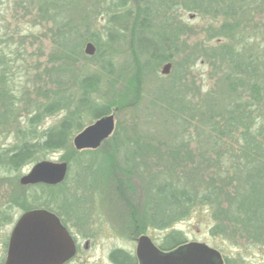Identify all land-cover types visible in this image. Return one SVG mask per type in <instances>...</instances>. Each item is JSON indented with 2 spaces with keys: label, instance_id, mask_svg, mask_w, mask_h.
Here are the masks:
<instances>
[{
  "label": "trees",
  "instance_id": "1",
  "mask_svg": "<svg viewBox=\"0 0 264 264\" xmlns=\"http://www.w3.org/2000/svg\"><path fill=\"white\" fill-rule=\"evenodd\" d=\"M13 1L23 14L38 20L31 26L47 31L44 34L48 41L45 48L49 54L47 63L52 75L59 76L55 78L56 83L52 79L59 90L46 95L41 86L34 84L32 89L35 92L39 90L36 96L45 99L31 102L32 107L23 110L29 113L27 119H18L21 99L13 88L12 73L18 67L27 70L31 62L23 58L22 53L27 50L23 41L38 37L32 32L27 35L20 29L22 18H14L11 22L12 27L14 25L12 33L10 19L0 20V131L4 124L10 123V131L15 134V143L9 149L0 150L1 166L7 165L10 170L18 171L42 160L49 153L67 151L72 155L70 162L84 167V171L90 170L94 174L92 177L98 173L100 183L94 192L98 197L113 193L112 181H116V189L139 176L146 182L147 208L136 224V236L146 233L149 228L168 229L196 209L205 207L216 222L223 220L217 227L219 234L234 237L239 233L250 235L255 242L260 241L258 236L264 235V50L260 46L252 48L250 37H244L252 23L251 7L260 0H159L157 4L153 0H136L137 16L131 8H127L130 0H113L108 25L114 32L108 35V45L114 43L119 33L126 39L127 33L132 41L133 53L144 60L141 69L146 73L153 68L150 67L152 63L158 66L172 62L176 66L174 58L179 53L180 30L172 29V25L181 12L205 16L223 12L226 18L221 30L212 38L213 42L223 44L216 51V56L211 57L218 58L226 66L222 74L221 85L224 87L221 98L201 100L204 104L199 106L186 105L183 113L186 122L188 115L192 119L186 127L190 125L189 129L195 131V134L190 133L185 138H190V144L199 143L201 148L195 151L184 142L186 148H183V153L174 145L163 157L155 152L154 146L141 144L154 152L149 158L137 142L125 140L123 132L117 128L111 139L114 149L118 152L128 150L127 156L119 163V177L110 171L104 159L94 156L96 150L77 151L73 145V138L84 128L80 122L84 114L91 115L95 121L112 112L111 104L92 99L101 85L99 76L94 73H79L77 98L63 93L65 81L61 74L70 66L88 59L83 53L86 42L96 44L97 54L94 57L108 54L101 47L99 36L91 32V27L75 17L82 0ZM226 40L229 43H223ZM195 54L199 60L204 57L199 48ZM102 63L107 72L113 70L112 61L103 59ZM36 80L44 82L38 77ZM27 93L21 94V98ZM165 95L168 96L170 109L183 105V102L175 105L177 98L172 91H165L162 97ZM143 100L147 97L141 91L136 104ZM59 112H65L64 119L56 127L40 133L38 125L41 121ZM194 115H198L196 123ZM173 117L177 120L180 115ZM146 158L151 160L152 166ZM57 189L45 184L36 185L32 200L23 201V211H57L60 208L54 207V200H44L46 197H57ZM234 203L239 206L238 209L233 206ZM237 210L239 216L234 217Z\"/></svg>",
  "mask_w": 264,
  "mask_h": 264
},
{
  "label": "rangeland",
  "instance_id": "2",
  "mask_svg": "<svg viewBox=\"0 0 264 264\" xmlns=\"http://www.w3.org/2000/svg\"><path fill=\"white\" fill-rule=\"evenodd\" d=\"M158 1L153 0L156 4ZM112 2L113 0H82L77 7L75 17L84 24L86 22L87 26L91 27V32L99 36L100 45L104 52L108 54H102V57L98 58L94 57L97 54L96 44L86 42L83 46V53L88 59L76 64V66H70L68 71L61 74L65 81L63 93L66 96L76 97L79 75H81L79 73H94L99 76L101 85L94 92L92 99L97 100L98 103L111 104L112 112L110 114L114 116L116 129L119 128L123 132L125 140H130L132 143L137 142L139 146L141 144L154 146L155 152L163 157L174 145L178 147V151L183 153L185 151L183 148H186V142L190 145L188 148H194L195 151H198L201 148L199 143L191 142L192 144H190V138L186 139L190 133L195 134V131L189 129L190 125L188 128L186 127V123L192 119L188 115L189 119L186 122L183 113L186 105L187 107L199 106L204 104L201 100L221 98V90L224 87L221 85L222 79H224L222 74H224L226 66L218 58L215 60L211 59V57L216 56L215 54L218 53L216 51L220 50L223 45L222 43L213 42L212 38L218 34L217 32L221 30L220 27L226 20L224 13L219 12L215 13V15L211 13L205 16L181 12L180 17L176 18L175 24L172 25V29L179 28L180 30L179 53L174 58L176 66L172 62L158 66L152 63L150 67L153 66V68L146 73L145 70L141 69V63L144 60H140L139 56L133 53L132 41L127 33L126 39L119 33L114 43L111 46L108 45V35L114 32L109 29L108 25V14L113 8ZM129 4L127 8H131L133 14L137 16L138 7L136 0H130ZM251 8L252 23L250 24V29L246 30L244 37H250L253 42V44L250 42L252 48L255 46L256 49L257 46H260L264 50V0H260L258 4L252 5ZM14 18H22L20 29L24 30L25 34L30 35V32H32L38 37H29L26 41H23L27 49L22 53L23 58L27 62H31L27 70L24 67H18L12 73L14 75L13 88L18 93V96L20 94L21 99L18 103L20 109V117L18 119L21 121L22 119H27L29 113H24L23 110H29L32 107L31 102L45 99L36 96L39 90L35 92L32 89L33 85L41 86L45 90L46 95L53 90L57 92L59 89L53 80L56 83L57 79L55 78L59 76L52 75L53 72L49 69L50 64L47 63L49 54L45 48L48 41L44 35L47 31L40 27L31 26L33 22L38 23V20L23 14L13 0H0V20L10 19V33L13 32L14 25L12 27L11 22ZM88 43H92L96 47V53L93 56L87 55L85 52ZM223 43H229V40ZM197 48L203 52L204 57L201 60L195 54ZM103 59L112 61L114 67L111 72H107L103 68ZM166 64H171V69L169 74L163 75L162 69ZM187 64L191 67H187ZM37 77L44 82L41 81L40 83V81H37ZM141 91L146 94L147 100L139 101L136 104ZM165 91H172L173 95H176L175 105L180 102H183V105L173 110L170 109L169 101H167L168 96L162 97ZM26 92L28 93L21 98V94ZM75 97L73 99L77 98ZM149 98L151 100H148ZM136 105L139 106L137 108L133 107ZM172 112L176 114L174 115ZM179 115L180 118L177 120L173 117H179ZM64 117L65 112L46 117L38 125L39 132L56 127ZM197 117L198 115L193 117L195 123ZM80 119L81 124L84 126L81 131L97 121L92 120L89 114H84ZM3 126L4 128L0 131V150L9 149L15 143V134L10 131V123ZM112 136L102 143L94 156L104 159L105 164L110 166V171L116 177H119L121 176L119 163L127 156L128 150L121 149L118 152L114 149L115 146L113 140H111ZM144 146H140V148H143V152L148 153V157L154 153ZM134 148L139 149L137 146ZM71 157L72 155L67 151H58L49 153L40 160L67 162L69 165L68 175L64 181L65 184L62 183L59 186H55L58 187L56 194L59 195L51 198L46 197L44 200H54L55 203L53 205L55 208L69 204L70 207L72 206L71 209L73 211L84 212L90 216V222L99 223L101 230H99L98 240L105 249L120 244L127 250H133L134 244L132 240L136 235L135 227L140 222L139 218L143 217L147 208L148 192L146 191V182L139 176L137 179H131L120 185V189H116L114 188L116 181H112L113 193L98 197V195L94 194L100 183L97 178L98 173L92 177L94 174L90 173V170L84 171V167H79L76 162H70ZM149 158L152 157L150 156ZM149 158H146L148 159L147 162L150 161L149 166H152ZM36 163L29 164L18 171L10 170L7 165H0L1 262L6 257L12 231L10 220L12 218L16 220L21 215L23 201L30 202L32 200L31 195L35 193V186H23L20 180L29 173L32 166ZM89 174L91 175L90 178L85 179ZM121 180L123 179L121 178ZM88 186H92V188ZM20 200L21 203L19 202ZM223 205L228 207L227 204ZM236 205L234 203L233 206L238 209L239 206L237 207ZM235 216H239L238 210ZM180 220L173 225V229L175 228L178 232H184L191 242L206 243L213 248H219L231 261L234 258L233 255L239 253L246 259L240 261V264H264V235L258 236L260 241L255 242L247 233L249 236H244V238H249L251 241L246 239L247 241H240L237 245L229 234H227L228 238L223 234H219L220 231L217 227L221 225L223 220L216 222L212 213L205 207L196 209L190 216ZM164 234L166 232L153 233L152 237L159 241ZM256 243L260 244L256 245Z\"/></svg>",
  "mask_w": 264,
  "mask_h": 264
},
{
  "label": "water",
  "instance_id": "3",
  "mask_svg": "<svg viewBox=\"0 0 264 264\" xmlns=\"http://www.w3.org/2000/svg\"><path fill=\"white\" fill-rule=\"evenodd\" d=\"M85 52L93 56L96 47L88 43ZM170 69L171 64H166L162 74H169ZM115 129L114 116L106 115L76 135L73 145L78 151L98 149L113 135ZM68 171L67 162L43 160L34 164L29 173L21 178L20 183L23 186H56L66 180ZM69 245L70 237L52 213L46 209L29 210L18 220L12 233L5 264H58L63 260L62 253L70 247ZM145 255L158 260H169L171 264H178L179 259L183 260L182 256L189 259L190 264H211L219 257L213 249L202 244H192L163 257L151 239L144 235L138 241V256L145 261Z\"/></svg>",
  "mask_w": 264,
  "mask_h": 264
},
{
  "label": "flooded vegetation",
  "instance_id": "4",
  "mask_svg": "<svg viewBox=\"0 0 264 264\" xmlns=\"http://www.w3.org/2000/svg\"><path fill=\"white\" fill-rule=\"evenodd\" d=\"M71 207L67 204L60 206V209L57 211H49L57 218L59 225L67 232L71 239V245H69L70 247L62 253L63 260L58 264H171L169 260H158L157 258L147 255L144 256L146 259L145 261L140 259L138 256V241L144 235L151 239L152 243L160 251L163 257L174 254L192 244H202L208 246L210 249H213L219 254L216 262H210L211 264H240V261L246 260L241 254L237 253L233 255L234 258L231 261L229 257H227L219 248H213L206 243L191 242L184 232H178L175 228L173 229V225L164 230L149 228L146 233L140 234L139 236L135 235L132 240L134 248L131 251L127 250L120 244L113 245L112 247L105 249L104 246H101L98 240L99 230H101L100 224L97 222H90V216L84 212L73 211ZM27 212L28 211L20 212L21 215L16 220L11 217L12 219L10 220V224H12V231L7 246L6 257L2 262L0 261V264L6 263L12 233L18 223V220ZM159 232H166V234H164V236L157 241L155 237H152V234ZM232 238L235 240L237 245L240 241L247 239L239 233H236ZM247 240L250 239L248 238ZM258 244L260 243H256V245ZM182 257L183 260L181 261L179 259L178 264H185V262L186 264H190L189 259H185L184 256Z\"/></svg>",
  "mask_w": 264,
  "mask_h": 264
}]
</instances>
